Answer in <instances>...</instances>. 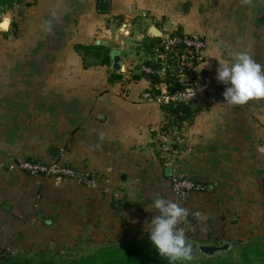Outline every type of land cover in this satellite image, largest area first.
<instances>
[{"label":"crops","instance_id":"1","mask_svg":"<svg viewBox=\"0 0 264 264\" xmlns=\"http://www.w3.org/2000/svg\"><path fill=\"white\" fill-rule=\"evenodd\" d=\"M99 1L18 0L0 12V22L11 18L0 32V258L81 240L97 246L149 238L157 195L203 215L180 224L197 246L262 234L264 98L225 101L216 70L238 51L264 65V0H104L105 11ZM153 26L196 33L206 43L176 169L207 189L182 201L172 194L157 141L165 113L141 97L151 87L140 65ZM96 39L115 42L98 44L108 49L109 65L74 48ZM115 50L121 79L109 82ZM54 155L87 173L85 182L10 168Z\"/></svg>","mask_w":264,"mask_h":264},{"label":"trees","instance_id":"2","mask_svg":"<svg viewBox=\"0 0 264 264\" xmlns=\"http://www.w3.org/2000/svg\"><path fill=\"white\" fill-rule=\"evenodd\" d=\"M18 0H0V12L10 9ZM175 33H180L179 31ZM157 38H150L149 42L144 45L145 51L149 57L142 62L143 65L153 69H159L160 64L150 59L153 47ZM74 48L83 54V56L92 57L102 65H109V51L102 45H81L77 44ZM168 67L162 75L141 72L150 82V89L153 94H158L159 86L165 87L168 93L179 92L189 87V84L182 82L176 75L175 61L169 60ZM121 74L109 72L108 81L113 82L120 80ZM165 116L166 123L163 129L166 131L175 130L179 132L181 128L191 122L196 108L193 102L184 104L181 100L175 103L161 105ZM234 249L237 257L231 255L230 248L222 253L211 256L200 254L197 247H193V259L190 261L178 260L170 261L168 258L161 256L150 239L145 235L133 238H125L122 241L107 240L99 244L94 250L87 253H77L74 255L63 256L55 253V248L43 250L33 255L28 253L9 254L4 252L0 258V264H264V232L259 235H252L246 240H233ZM190 242V241H189ZM192 244V242H190ZM215 243H222L219 238ZM193 246V245H192ZM197 255H200L198 258Z\"/></svg>","mask_w":264,"mask_h":264},{"label":"built area","instance_id":"3","mask_svg":"<svg viewBox=\"0 0 264 264\" xmlns=\"http://www.w3.org/2000/svg\"><path fill=\"white\" fill-rule=\"evenodd\" d=\"M176 30L164 27L160 30V36L153 47L152 59L160 64L159 69H153L149 66L140 65V70L144 73H155L162 75L168 67L169 60L175 61L177 77L189 84L179 92L168 93L165 87H158V94H153L146 90L141 94L143 100L154 101L159 105L175 103L178 98L184 104L195 101V82L198 77L199 67L203 62V53L206 47L203 37L196 33H175ZM183 45V49H180ZM166 121L163 123V125ZM161 126L157 132V141L161 150L162 162L169 169V184L173 196L177 201L185 200L193 193L204 192L207 185L200 181L177 172L176 159L180 153L179 132L175 130L166 131ZM63 150H60L62 153ZM11 169L26 173L28 175H39L44 177L59 178L72 183L81 184L85 182L87 173L79 172L72 166L64 163L61 159H52L49 162L38 160L20 159L11 163Z\"/></svg>","mask_w":264,"mask_h":264},{"label":"clouds","instance_id":"4","mask_svg":"<svg viewBox=\"0 0 264 264\" xmlns=\"http://www.w3.org/2000/svg\"><path fill=\"white\" fill-rule=\"evenodd\" d=\"M216 79L226 85L225 101L244 104L251 98H264V65L257 62L249 51H238L231 63H221L216 70ZM157 215L153 216L148 229L149 239L157 252L170 261H190L193 246L185 229L180 227L189 210L177 202L157 195L153 201ZM203 219L199 212L194 214Z\"/></svg>","mask_w":264,"mask_h":264},{"label":"water","instance_id":"5","mask_svg":"<svg viewBox=\"0 0 264 264\" xmlns=\"http://www.w3.org/2000/svg\"><path fill=\"white\" fill-rule=\"evenodd\" d=\"M107 5H108L107 1L101 0L98 2V9L100 11H105V10H107ZM5 20H6V24L4 27H2V24L4 23ZM10 21H11L10 15L6 14L0 22V32L1 33L7 32L9 25H10ZM124 25L125 24H123L122 27ZM148 33L153 38H158L160 36V30L154 26L150 27V29L148 30ZM95 44L96 45H98V44H102V45L109 44L112 47H115V45H116L115 42H108L107 40H104V39H102V40L96 39ZM180 49L181 50L183 49V45H180ZM121 62H122V56H121L119 51L115 50L111 55V65H110L111 71L112 72H119L122 69ZM178 99L181 100V98H178ZM54 152L57 153L56 150H54ZM56 158H57V156L54 155V159H56ZM186 218L188 221H194L195 216H194V214L189 213V215L186 216ZM229 248H230V244H228V243L200 244L197 246L198 252L204 256H211L214 254L222 253V252L228 250Z\"/></svg>","mask_w":264,"mask_h":264},{"label":"rangeland","instance_id":"6","mask_svg":"<svg viewBox=\"0 0 264 264\" xmlns=\"http://www.w3.org/2000/svg\"><path fill=\"white\" fill-rule=\"evenodd\" d=\"M190 235V238H188V240L190 242H192V245L193 247L196 248L197 246V240L194 236V234H189ZM189 237V236H188ZM229 238H232L233 240H238L237 238L238 237H229ZM226 238H224L225 240ZM225 241H228V240H225ZM228 243L230 244V251H231V255L236 258L237 257V252L236 250L234 249V244L233 242L230 240L228 241ZM96 247V245L94 244H87L86 242H83L82 240L76 244L75 247H66V246H58L56 249H55V253H59L60 255H63V256H69V255H74V254H77V253H87V252H91L92 250H94ZM198 258H200V255H197Z\"/></svg>","mask_w":264,"mask_h":264},{"label":"bare ground","instance_id":"7","mask_svg":"<svg viewBox=\"0 0 264 264\" xmlns=\"http://www.w3.org/2000/svg\"><path fill=\"white\" fill-rule=\"evenodd\" d=\"M5 24H6V20L4 21V23L2 24V27H4L5 26Z\"/></svg>","mask_w":264,"mask_h":264}]
</instances>
